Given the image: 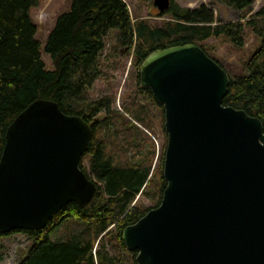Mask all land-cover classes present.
I'll return each mask as SVG.
<instances>
[{
  "label": "water",
  "instance_id": "1",
  "mask_svg": "<svg viewBox=\"0 0 264 264\" xmlns=\"http://www.w3.org/2000/svg\"><path fill=\"white\" fill-rule=\"evenodd\" d=\"M152 3L160 14L170 6ZM138 75L162 106L166 143L159 204L121 231L136 264H264L261 120L223 104L229 74L195 43L153 50ZM91 136L88 122L51 99L13 118L0 155V234L91 203L97 184L80 167Z\"/></svg>",
  "mask_w": 264,
  "mask_h": 264
},
{
  "label": "trees",
  "instance_id": "2",
  "mask_svg": "<svg viewBox=\"0 0 264 264\" xmlns=\"http://www.w3.org/2000/svg\"><path fill=\"white\" fill-rule=\"evenodd\" d=\"M41 1L0 0V155L6 127L13 118L33 100L51 99L64 113L79 115L90 124L92 136L83 154L90 157L88 170L81 160L80 167L95 180L97 190L89 205L69 202L40 229L12 230L0 236L24 232L32 241L18 264H136V251L125 247L121 231L159 204L165 181L161 163L151 169L154 151L150 137L121 111L110 108L111 95L90 104L77 100L98 75L103 38L115 30V46L127 47L125 52H132L138 67L155 49L189 42L210 57L202 42L213 36L229 40L239 50L247 28L254 41L238 66L231 65L228 70L221 60L210 58L229 74L223 104L258 117L264 132V9L251 14L252 0H216L240 11L238 21L222 22L205 5L189 9L170 0L164 13L172 20L156 27L146 20L132 23L123 0H70L69 9L56 17L43 45L52 63L49 69L31 17V9ZM135 86L144 92V102L131 97L124 108L150 130L149 107L162 120V106L150 90L140 87L138 72ZM101 110L106 118L99 122L96 115ZM109 124L113 130L108 134L105 127ZM117 148L122 150L114 152ZM163 151L164 147L161 159ZM137 194L149 197L152 205L136 204ZM53 231L59 233L58 239L50 238Z\"/></svg>",
  "mask_w": 264,
  "mask_h": 264
},
{
  "label": "rangeland",
  "instance_id": "3",
  "mask_svg": "<svg viewBox=\"0 0 264 264\" xmlns=\"http://www.w3.org/2000/svg\"><path fill=\"white\" fill-rule=\"evenodd\" d=\"M128 7L129 15L132 23L136 20H146L151 26H163L165 22L171 19V15L164 13L158 16L157 9L153 6L152 0H123ZM174 3L182 8L195 9L201 5L212 9L216 20L222 22L238 21L240 11L224 5L219 1L212 0H173ZM253 10L251 14L256 13L260 9H264V0H252ZM70 0H42L40 5L31 9V17L36 24V38L40 41L41 56L45 66L52 69V63L48 54L44 52L45 39L52 28L56 17L69 9ZM157 15V16H156ZM249 17L241 19L245 21ZM250 32L245 28V43L241 49L233 47L229 40L221 38L209 37L202 42L207 48L210 57H215L224 64V68L231 65H239L240 60L244 55H248L251 43L254 37L250 36ZM116 31L111 30L103 38V46L98 54V75L92 85L83 91L77 100L82 103H92L101 99L104 96L111 95L112 100L110 108L121 111L129 120L136 124L145 132L152 141V149L154 151L152 166L153 170L158 164H162L161 154L166 143V134L163 130V119L154 109L149 107V115L152 118V128L149 130L142 126L138 121H135L127 110L124 108L125 103H128V98L134 97L139 102H144V92L138 90L135 86V73L138 72V67L134 64L132 52H121L120 46L117 48ZM139 66V65H138ZM96 118L102 122L106 118V113L101 110L97 113ZM105 129L113 130L111 124ZM124 148V147H123ZM120 149H114V152H120ZM128 156H131V151L128 150ZM90 157L84 155L81 158L82 167L88 170ZM90 175L89 173H87ZM94 179V178H92ZM95 181V180H94ZM134 202L136 204L152 205L149 197L144 194H137ZM59 233L53 231L50 234L51 239H58ZM32 241L24 232H14L10 235L0 236V264H18L28 253L31 248ZM110 247V246H109ZM114 251V249H113Z\"/></svg>",
  "mask_w": 264,
  "mask_h": 264
},
{
  "label": "flooded vegetation",
  "instance_id": "4",
  "mask_svg": "<svg viewBox=\"0 0 264 264\" xmlns=\"http://www.w3.org/2000/svg\"><path fill=\"white\" fill-rule=\"evenodd\" d=\"M119 50H121V48Z\"/></svg>",
  "mask_w": 264,
  "mask_h": 264
}]
</instances>
